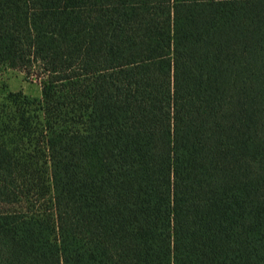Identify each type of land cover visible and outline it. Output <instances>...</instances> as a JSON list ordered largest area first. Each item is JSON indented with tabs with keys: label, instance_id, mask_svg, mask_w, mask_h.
<instances>
[{
	"label": "trees",
	"instance_id": "trees-1",
	"mask_svg": "<svg viewBox=\"0 0 264 264\" xmlns=\"http://www.w3.org/2000/svg\"><path fill=\"white\" fill-rule=\"evenodd\" d=\"M1 67L0 264H264V0H0Z\"/></svg>",
	"mask_w": 264,
	"mask_h": 264
},
{
	"label": "rangeland",
	"instance_id": "rangeland-1",
	"mask_svg": "<svg viewBox=\"0 0 264 264\" xmlns=\"http://www.w3.org/2000/svg\"><path fill=\"white\" fill-rule=\"evenodd\" d=\"M37 72H32L30 75L20 69H14L11 67L0 68V96L5 92H23L26 95L35 97L38 99L42 98V86L41 80L39 79ZM49 200L50 193L45 195V201L42 203L46 206L50 204ZM41 202V201H40Z\"/></svg>",
	"mask_w": 264,
	"mask_h": 264
}]
</instances>
